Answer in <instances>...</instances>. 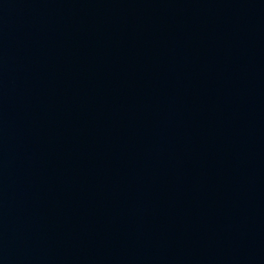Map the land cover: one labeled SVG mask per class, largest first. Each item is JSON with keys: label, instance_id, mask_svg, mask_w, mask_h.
Returning a JSON list of instances; mask_svg holds the SVG:
<instances>
[{"label": "water", "instance_id": "1", "mask_svg": "<svg viewBox=\"0 0 264 264\" xmlns=\"http://www.w3.org/2000/svg\"><path fill=\"white\" fill-rule=\"evenodd\" d=\"M0 264H264V0H0Z\"/></svg>", "mask_w": 264, "mask_h": 264}]
</instances>
